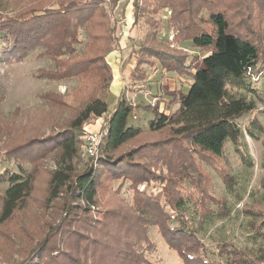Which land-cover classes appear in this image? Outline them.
I'll return each instance as SVG.
<instances>
[{
	"label": "trees",
	"instance_id": "obj_1",
	"mask_svg": "<svg viewBox=\"0 0 264 264\" xmlns=\"http://www.w3.org/2000/svg\"><path fill=\"white\" fill-rule=\"evenodd\" d=\"M38 2L43 7L32 6L6 16L0 0V61L23 58L36 45H42V54L49 55L54 65L39 68L35 75L50 81L78 76L81 80L75 90L85 88L87 92L69 120L60 126L57 119L52 122L60 129L43 138L30 137L6 152L8 158L31 160L53 150L59 152L57 166L50 172L46 200L62 196L56 205L60 224L50 226L34 252L17 264H153L144 253L155 247L148 238L150 226L159 228L184 264H217L203 257L204 246L198 234L210 217H227L231 207L226 197L212 193L213 178L201 163L213 169L229 191L235 190L237 180L226 168L224 146L227 140L239 143L242 131L237 119L256 109L249 93L254 91L252 79L264 71V62L256 68L264 55L260 38H253L251 31L236 32L225 11L231 8L240 17L241 10L252 3L264 10V0H240L237 5L223 0L227 7L218 8L209 0L133 1V23L142 22L145 30L133 51L134 65L128 79L144 81L145 67L187 74L190 79L186 92L161 87L162 94L169 95V101L177 107L166 114L158 108L159 99L146 105L153 110L146 128L129 122L134 105L123 96L117 98L108 113L113 71L106 56L118 43V37L114 25H108L104 0H53L58 3L55 8ZM165 7L171 9L169 19L177 27L172 41L187 40L199 50L208 49L198 65L187 64L188 53L174 48L170 40L158 39L161 20L157 16ZM201 11L208 14L205 19L195 16ZM85 26L88 41L81 52H76L78 29ZM238 27L252 28L249 18L245 16L242 22L239 18ZM41 95L51 109L66 104L61 93L47 90ZM104 114L107 130L97 162L79 170L74 158L81 145L80 129L90 119ZM262 129L254 119L248 132L256 139ZM155 134L163 135L151 138ZM15 163L18 171L8 168L0 172L1 181L8 184L0 194V222L8 220L32 192V170L26 171L19 161ZM117 180L120 184L114 188ZM125 181L133 191L132 202L118 195ZM151 182L160 184L157 193L139 190V185ZM103 193L111 197L110 206H102ZM259 209L261 205L257 203L244 211L255 215ZM173 219L176 226L169 224ZM262 224L264 218L255 229L264 237ZM220 247L221 252H226L227 264H264V247L260 253L239 250L230 241L222 242Z\"/></svg>",
	"mask_w": 264,
	"mask_h": 264
},
{
	"label": "rangeland",
	"instance_id": "obj_2",
	"mask_svg": "<svg viewBox=\"0 0 264 264\" xmlns=\"http://www.w3.org/2000/svg\"><path fill=\"white\" fill-rule=\"evenodd\" d=\"M38 1H44L47 8H55L58 4L52 2L53 0H3L4 10L2 13L10 16L33 8L32 6L43 7ZM133 1L113 0L112 2L111 0H104L102 2L109 16L108 25H114V33L118 37V43L114 44L113 48L114 50L116 48L115 51L118 53L115 62L109 56L106 57L111 61L113 72L121 78L120 87L117 90L119 95L116 97L114 92L109 94L108 113L116 104L117 98L123 96L131 102L134 101V106L136 105V108H132L131 113L133 112L137 118L134 119L129 116V122L135 126L146 128L148 121L153 118V110L147 109L146 105L159 99L157 101L158 108L166 114L177 107V104L169 101V95L162 94L161 87L165 86L169 90L181 89L186 92L190 79L187 74L166 73L159 67L156 69L145 67L147 76L144 81L128 79V68L134 60L133 51L142 39L145 30V25L142 22L133 23L135 12ZM209 1H214L213 6L217 8L225 6L223 0ZM224 1L228 5L240 3V0ZM250 1L252 3L253 0ZM254 4L252 3L250 7L246 5L245 10H241L240 17L236 12L231 11V8L226 9L225 13L228 12L227 16L230 19L231 28L236 32L251 31L252 34L250 33V35L253 38H260V44L264 46V10H259V7L256 8ZM246 9L250 12L248 13ZM171 15V9L165 7L157 16L161 20L158 39L163 42L170 40V42H173L174 48L176 47L179 51L188 53L187 64L190 62L192 66L198 65L202 55L208 49L199 50L187 40L177 42L174 38L172 41V34L177 32V27L174 26L175 22L169 19ZM200 15L204 19L208 16L205 11L198 12L195 16L199 17ZM245 16L249 18L252 28L244 27L242 31L238 29V20L241 18L242 22ZM202 26L204 29L210 30V26L206 24ZM78 38L80 42H76L74 48L76 52H81L88 41L86 26L78 29ZM43 50L42 45H36L23 58L0 61V172L6 171L8 168L18 171L15 161H19L26 171L32 170L34 177L30 195L20 202L19 207L8 220L0 222V264H17L27 259L29 254L34 252V248L39 245V241L47 233L48 228L60 224L58 223L60 215L57 213L56 205L57 201L62 200V196L61 199H59V196V198L51 201L46 200L48 180L50 172L57 166L58 151L53 150L42 154L38 159L31 160L30 158L19 159L14 156L8 158L7 150L11 146L27 141L30 137L43 138L50 131L60 129L54 127L52 122L57 119L56 124L60 126L66 120H69L74 113L75 106L87 92L85 88L75 90L81 80L78 76L54 81L47 80L45 77H37L35 74L39 68L54 65L49 55L42 54ZM126 54H128V60L124 58ZM195 55L196 57H194ZM263 62L264 55L257 63L256 68L262 65ZM252 85L254 91L249 93V96L255 100L256 109L242 114L237 119L242 131L239 143L235 144L227 140L223 151L226 168L230 169L237 180L235 190L229 191L221 177L206 163H201V166L213 178L211 182L212 193L216 196L226 197L231 207L230 214L227 217L225 216L222 219L215 216L210 217L205 222L203 230L198 234L204 246L203 257L217 264H227L225 263L226 252H221L220 249L222 242L230 241L232 245L239 247V250L252 249L253 252L257 253H260L264 247V237L260 236L255 229L264 218V186L262 184L264 180V71L255 75L252 79ZM47 90L63 94L66 104L60 105L58 109H51L49 103L41 95L42 92ZM112 90H114L113 87ZM107 115H103V119H106ZM254 119H257L263 126V129L258 131L259 138L256 139L248 132V128H251ZM94 124L95 126L97 124L98 127L99 124H102V120L98 122L96 118L90 119L81 127L80 136L82 132L84 133L94 127ZM85 126H87L86 130ZM253 130L256 132L255 128ZM160 137L155 134L151 138ZM80 138L81 145L74 158L78 162L79 170L86 164H92V159L84 154L82 136ZM138 142L141 143V141ZM138 142L135 146L139 145ZM240 154L243 156H239ZM244 155L245 158L243 159ZM119 184L120 180L115 181L114 188ZM128 184L129 181L124 182L118 195L128 202H132L133 191L128 187ZM7 185V182H2L0 179V194ZM138 188L139 190H145L146 193L155 194L160 190V184L158 182L143 183ZM110 198L108 194L103 193L102 206H110ZM257 203L261 205L260 211L256 210L257 214L251 215L252 213L249 214L244 211L247 207L254 208ZM188 212V215L192 213L190 209ZM169 224L170 226H176L178 223L173 219L169 221ZM260 228L261 231H264V224ZM148 238L155 244L154 251L144 252L148 261L153 264H184L176 250L168 246L157 226L148 228ZM59 247H61L60 243Z\"/></svg>",
	"mask_w": 264,
	"mask_h": 264
},
{
	"label": "built area",
	"instance_id": "obj_3",
	"mask_svg": "<svg viewBox=\"0 0 264 264\" xmlns=\"http://www.w3.org/2000/svg\"><path fill=\"white\" fill-rule=\"evenodd\" d=\"M153 104V102H152ZM135 107V106H134ZM105 115V114H104ZM131 116L136 119V115L131 113ZM104 116H99L96 118V121L100 122L102 120V124L98 125L97 128H90V130H86L85 126V132L81 134L82 136V147L85 156L89 157L92 159L93 163L97 162V158L99 156V151H100V146L103 140L104 135L106 134L107 130V117L106 119H103Z\"/></svg>",
	"mask_w": 264,
	"mask_h": 264
},
{
	"label": "crops",
	"instance_id": "obj_4",
	"mask_svg": "<svg viewBox=\"0 0 264 264\" xmlns=\"http://www.w3.org/2000/svg\"><path fill=\"white\" fill-rule=\"evenodd\" d=\"M115 50H116V48H115ZM115 50H112V51H111L110 53H108V55H107V56H109L110 59L113 60L114 62H115V57H116V55H118V53H116ZM124 58H126V60H128V59H129L128 54H126V56H125ZM124 58H123V59H124ZM106 59H107L108 63L110 64V66H111V68H112V71H113V67H112V65H111V61H109L107 57H106ZM127 63H128V62H127ZM124 64H125V63H124ZM133 65H134V60H133V61L130 63V65H129V68H128L129 70H128V72H127V76H128V74H129V72H130V70H131V68H132ZM120 83H121V78H120V76H119V75H116V74L113 72V79H112V82H111V84H110V86H111L110 94H111L112 92H114L116 97L119 95V91H117V90H119ZM112 87H113L114 90H112ZM132 103H133V105H134L135 102L133 101ZM135 108H136V105H135ZM113 109H114V107H113L110 111L112 112ZM93 126H94V127H97V124H96V126H95V124H94ZM143 127H145V126H143Z\"/></svg>",
	"mask_w": 264,
	"mask_h": 264
}]
</instances>
